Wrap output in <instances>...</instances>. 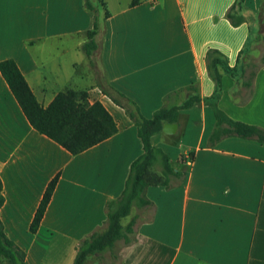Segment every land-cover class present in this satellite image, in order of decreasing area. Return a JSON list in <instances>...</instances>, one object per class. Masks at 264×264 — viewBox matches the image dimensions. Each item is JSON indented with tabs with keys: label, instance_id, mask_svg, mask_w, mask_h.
<instances>
[{
	"label": "crops",
	"instance_id": "obj_1",
	"mask_svg": "<svg viewBox=\"0 0 264 264\" xmlns=\"http://www.w3.org/2000/svg\"><path fill=\"white\" fill-rule=\"evenodd\" d=\"M97 1L102 10L97 2L89 9L87 0H0V62H16L44 107L60 92L87 91L90 103L101 102L118 126L112 138L73 155L34 129L0 72V218L7 237L27 264H74L82 242L107 229L108 203L121 197L132 163L144 153L136 123L113 98L125 95L150 119L198 96L201 102L180 111L174 134L162 130L152 138L182 175L170 187L147 189L150 204L123 219V225L135 220V242L122 246L112 264H264V145L239 137L213 145L216 118L205 102L217 90L208 51L219 50L231 68L247 60L264 0H242L243 15L256 24L240 26L227 17L238 0ZM96 21L95 60L104 84L83 51ZM243 82L225 74L218 107L235 121L264 128V66L245 104ZM58 175L33 233L44 193ZM99 258L90 255L85 264H100Z\"/></svg>",
	"mask_w": 264,
	"mask_h": 264
},
{
	"label": "trees",
	"instance_id": "obj_2",
	"mask_svg": "<svg viewBox=\"0 0 264 264\" xmlns=\"http://www.w3.org/2000/svg\"><path fill=\"white\" fill-rule=\"evenodd\" d=\"M138 2L139 0H133L132 5H136ZM242 3V0H238L227 14L234 26L248 23V17L242 12ZM103 5L105 6V4ZM87 6L91 10L94 9L90 0H87ZM108 15L107 13L106 17ZM261 20H264V4L259 15V21ZM99 29V24L96 21L94 28L88 33L89 41L83 46V51L91 59V63L96 69L98 81L104 84L106 79L98 70L95 60V55L99 49L97 42ZM207 63L209 75L217 85L214 95L205 100L206 104L213 108L216 118V128L211 138L212 144L215 145L226 137H239L246 140H256L264 145V128L235 121L218 107V100L222 93V79L225 74L235 77L238 74L236 67H229L226 57L216 49L208 51ZM263 66L264 55L261 65L257 66V70L252 71L250 77L245 78L243 82V87L248 90V93L245 96L240 94L241 104L247 103L253 96L255 76ZM0 72L34 129L73 155L81 154L118 133V126L114 117L101 102L91 104L87 91L60 92L48 107H44L38 101L14 60L0 62ZM113 99L118 105L126 109L136 123L139 137L144 146V153L132 163L130 175L121 197L108 203L107 229L82 242L74 264H85L90 255L102 257L103 254L113 253V249L120 242H122V246L131 245L135 242V220H132L128 225H123V219L131 215L134 207L143 208L150 204L145 196L147 189L160 186L170 187L172 180L182 175L175 172L170 156L152 144V138L163 130L166 122L176 123L180 111L189 109L201 102L198 96H193L182 106L163 108L155 112L152 118L146 119L141 115L138 106L125 95L118 93ZM59 178V175L56 176L44 193L31 224V232L33 233L38 230L42 223ZM4 203V184L0 177V210ZM114 257L116 260L119 259L118 255H114ZM3 260H8L11 264H27L25 252L7 237L4 224L0 218V263Z\"/></svg>",
	"mask_w": 264,
	"mask_h": 264
},
{
	"label": "rangeland",
	"instance_id": "obj_3",
	"mask_svg": "<svg viewBox=\"0 0 264 264\" xmlns=\"http://www.w3.org/2000/svg\"><path fill=\"white\" fill-rule=\"evenodd\" d=\"M256 1L257 0H247L246 2H248L249 5H256ZM91 2H93V4L95 5V3L98 1L97 0H91ZM98 7L100 10H102V7L98 4ZM258 23H259V30H258V34L257 37L252 41L253 43V48L251 49V47L248 48V51H250L251 56H249L244 60H241V58L238 60V67H236V71L238 72V75H241L240 77L243 79V81L245 80V78H249L252 71H256V67L261 65L262 62V57L264 55V20L259 21V17H258ZM253 22L254 24H256V20H251V18H248V23ZM252 66V67H251ZM99 70V69H98ZM244 70H245V74H244ZM245 94L248 93L247 91H244ZM195 131H199L198 126H196L194 128ZM157 139H154L153 143H156ZM174 148V152H170L172 154L173 157L175 153V150L177 149L176 146L170 148L173 150ZM126 220H130V217L127 218ZM122 247V242L118 243L117 246L113 249V253H107V254H103L102 257H100V264H112L113 262H116L118 260H116V258L114 257V255H118L120 249ZM0 264H11L8 260H3Z\"/></svg>",
	"mask_w": 264,
	"mask_h": 264
},
{
	"label": "water",
	"instance_id": "obj_4",
	"mask_svg": "<svg viewBox=\"0 0 264 264\" xmlns=\"http://www.w3.org/2000/svg\"><path fill=\"white\" fill-rule=\"evenodd\" d=\"M178 129V125L174 123H167L163 127V131L167 134H174Z\"/></svg>",
	"mask_w": 264,
	"mask_h": 264
}]
</instances>
